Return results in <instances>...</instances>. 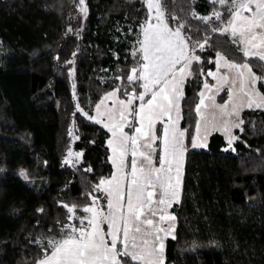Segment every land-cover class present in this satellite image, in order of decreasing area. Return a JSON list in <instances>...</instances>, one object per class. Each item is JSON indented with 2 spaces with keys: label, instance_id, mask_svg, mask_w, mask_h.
Masks as SVG:
<instances>
[{
  "label": "trees",
  "instance_id": "obj_1",
  "mask_svg": "<svg viewBox=\"0 0 264 264\" xmlns=\"http://www.w3.org/2000/svg\"><path fill=\"white\" fill-rule=\"evenodd\" d=\"M84 6L86 15L80 0H0V264H33L50 251L49 240L61 238L63 225L79 227L62 205H76L82 219L93 196L101 206L106 201L93 189L111 171L110 132L83 113L93 116L96 100L111 88L118 96L142 90L127 77L141 55L133 52L147 7L145 0H85ZM214 10L220 21L213 16L205 24L192 15ZM166 17L171 28L185 24L182 33L200 59L179 101L185 151L164 264H264V108L243 109L231 147L215 129L205 146L189 144L198 90L210 81L215 53L244 61L229 34L211 32L230 13L212 0H167ZM250 66L264 76V62L252 59ZM256 87L264 94V81ZM224 94L222 88L216 98ZM156 129L159 136L160 122ZM154 147L156 160L159 140Z\"/></svg>",
  "mask_w": 264,
  "mask_h": 264
},
{
  "label": "snow or ice",
  "instance_id": "obj_2",
  "mask_svg": "<svg viewBox=\"0 0 264 264\" xmlns=\"http://www.w3.org/2000/svg\"><path fill=\"white\" fill-rule=\"evenodd\" d=\"M149 9V16L141 25V37L138 40L140 47L133 55L140 53L137 67L131 69L128 82L139 83L143 91L136 94L127 93V100H120L119 107L113 101V107L104 108L107 99L116 96V92L107 93L101 102L96 105V116H88L77 104L88 119L102 123L108 129L112 138L108 146L113 153L109 157L114 171L110 178H102L93 189L94 192L103 191L107 198V211L98 207L99 198L92 197V205L83 208L88 216L75 217L76 205H62L68 211L69 220L80 219V226L65 224L61 227L60 239H51L47 242L50 253L46 252L37 264H164V237L173 233L175 217L167 213L172 202L179 200V188L182 173L184 131L178 127L180 119L179 101L183 97V82L191 76V66L199 57L190 54L186 38L182 33L184 23L170 28L166 22L167 0H145ZM214 4L226 6L230 19L222 27H212L211 32L229 34L232 43L241 46L244 62L236 63L227 59L220 52L216 53L217 70L227 68L229 72L223 75L209 72V76L217 79L216 91L225 84L235 86L239 83L236 94L233 88H228L229 99L222 105L215 103V96L205 97L200 93V102L196 105L197 132L204 122L207 139L208 128L211 124L201 109H207L205 99L212 101V107L219 109L223 130L229 133L228 144L231 147L237 137L230 135L231 128H239L243 120L232 122L230 117H240L247 108H264V94L256 87L258 81H264V76H257L250 66V61L256 59L264 62V0H212ZM85 0H80V11L87 14ZM153 10L155 14L153 15ZM245 12L250 13L245 15ZM192 15L205 24L210 23L213 16L221 20V12L215 11L212 16ZM156 23H152V20ZM173 20L176 17H172ZM208 40L198 46L203 49ZM223 61V63H221ZM71 63V61H69ZM259 66V65H258ZM234 74L229 76L230 72ZM264 71V68L261 69ZM142 81V83H140ZM205 89L211 91L207 82ZM242 94L239 102L234 95ZM150 96V99L146 97ZM75 99V84H73ZM246 98V99H244ZM139 100L138 108H133V102ZM231 104V110H229ZM175 112V117L173 116ZM134 116L139 122L135 134L129 135L124 131L125 126H133L128 117ZM105 118L101 120L100 118ZM162 135H157V122H164ZM215 119V117H214ZM215 130V124H211ZM71 135V131L69 133ZM160 142L158 155L159 167L155 166L153 154L157 149L153 146ZM141 141L145 143L141 144ZM193 138V147H203ZM141 148L147 149L142 151ZM131 153L130 171L126 159ZM69 155H73L71 152ZM80 157L81 153H75ZM65 164L72 161L65 159ZM91 171V169H87ZM27 179L26 174L20 173ZM158 197V199L156 198ZM42 211V210H41ZM159 213V219L156 217ZM87 220V224L84 221ZM168 222L167 227L162 224ZM107 225V232L101 227ZM161 233L164 235L161 236ZM173 238H175L173 236Z\"/></svg>",
  "mask_w": 264,
  "mask_h": 264
},
{
  "label": "rangeland",
  "instance_id": "obj_3",
  "mask_svg": "<svg viewBox=\"0 0 264 264\" xmlns=\"http://www.w3.org/2000/svg\"><path fill=\"white\" fill-rule=\"evenodd\" d=\"M145 4H146V7H147V16H146V19L144 20V22H143L142 24L145 23V21L147 20V18H148V16H149L148 5H147L146 2H145ZM154 14H155V10H153V15H154ZM151 22H152V23H156V21H155L154 19H153ZM142 24H141V25H142ZM140 33H141V26H140ZM141 39H142V38H141ZM216 53H217V52H216ZM216 53H215L214 58H213V59H214V65H213L212 68H209L207 71H208V73H209V72H213V73H218V75H223L224 73L229 72V70H228L227 68H223V67L220 68L219 71L217 70V64H216L217 56H216ZM191 54L194 55L193 53H191ZM221 54H222V53H221ZM222 55H223V54H222ZM226 58H227V57H226ZM227 59H228V58H227ZM229 60H230V59H229ZM231 61H233V60H231ZM234 62H236V63H243L244 61H234ZM221 63H223V61H221ZM233 74H234V70H233V72H230V73H229V76L231 77V75H233ZM206 82H207V84L209 85V87L212 89L211 91H208L207 89H205L204 85H205ZM206 82H203V83L201 84L199 90H198V96H197V100H196V103H195V108H196V105L200 102V99H201V97H200V93H201L202 91L205 93V97H208V96H215V103L218 104V105H222V104H224L226 101H228V99H229V94H228V88H229V87H232V88H233V92H234V94H236V93L238 92V89H239V83H238V82H237V84H236L235 86H233V85H231V84H225V85L222 87V88L225 89V94H224L220 99H217V98H216V94L218 93V92L216 91L217 79L214 78L213 76H210V81H206ZM222 88H221V89H222ZM221 89H220V90H221ZM113 91L116 92L115 88H111V89L105 91V92L102 94V96L99 98V101L96 103V105H97L98 103L101 102L102 98H104V97L106 96L107 93H111V92H113ZM141 91H143V89H142ZM141 91H139V92H141ZM139 92L136 93V94L139 95ZM116 93H117V92H116ZM150 98H151V97L148 96V97H146V100H147V99H150ZM241 98H242V94L234 95V99H235L236 102H239V101L241 100ZM244 99H246V98H244ZM114 100L117 102V103H116V106H117V108H118V107H119V103H118V102H119L120 100H125V101H126V100H127V96H118V94H117L115 97L110 98V99H107V100L105 101V103H104V105H103L102 108H104V107H105V108H111V107H113V101H114ZM146 100H145V102H146ZM140 103H141V102H140L139 100H137V103H133V107H134V105H135V108H138ZM205 103L208 105V107H207V109H201V111L205 113V115H206L208 121H210L211 124H215V125H216V128L219 129L218 131H220V132L223 134V137L228 141L229 133H226V132L223 130V124H222V121H221V119H220V117H221V113H220L219 109L213 108V107H212V101L209 100V99H205ZM96 105H95V112H96ZM103 110H104V109H103ZM229 110H231V104H229ZM173 116L175 117V112H173ZM214 117H215V119H214ZM100 119L102 120V117H101ZM104 119H105V118H104ZM128 119H129V121L131 122V121L133 120V116H129ZM199 119H200V117L197 116V119H196V125H195V128H194V132H193V134H192V137H191V140H190V143H189L191 146H193V138H194V137L196 138V142H197L198 144L203 143L204 145H206V140L204 139V137H205V135H206V132H205L204 122H203V121H201V128H200L199 133L197 132V120H199ZM229 119H230L232 122H239V118H237V117H235V116L230 117ZM164 123H167V117L164 118V122H163V123L160 122V125H162V127H163V126H164ZM131 124H132V123H131ZM211 124H210V126H209V128H208V133H209L211 130H213V128L211 127ZM178 125H179V124H178ZM139 126H140V125H139V122H138L137 119H136V125H135V128H136V127H139ZM178 127L180 128V126H178ZM180 130H181V128H180ZM181 131H182V130H181ZM162 133H163V131H162ZM208 133H207V134H208ZM132 134L134 135V134H135V131H132ZM110 135H112L111 132H110ZM230 135L233 136V128H231ZM143 142L145 143V141H143ZM183 146H184V142H183ZM159 149H160V142H159ZM141 150H142V151H147V149H144V148H141ZM112 155H113V153L110 151V156H112ZM158 155H159V150H158ZM158 155H157V161H156V162L154 161V164H155V166H157V167H159V163H158ZM128 157H129V156H128ZM182 164H183V162H182ZM128 170L130 171V163H129ZM113 171H114V167H113V164H112V170H111V172L109 173V175H108V176H105V177H101V178H99V180H98V182H97L96 185H98V184L100 183V180H101L102 178H110V177H111V174L113 173ZM102 192H103V191H102ZM103 193H104V192H103ZM104 195H105V197H106V194H105V193H104ZM156 198L158 199V197H156ZM92 202H93V201H92ZM92 202L89 203V204H87L86 206H91V205H92ZM98 207L101 208V209H103V210L106 212V211H107V198H106L105 204H104L103 206H101V205L98 203ZM167 213L173 216V213L169 210V207L167 208ZM88 215H89V214H88ZM156 219H157V220L159 219V213H158ZM162 226H163V227H167V226H168V222H164V223L162 224ZM101 227L103 228V230H104L105 232H107L108 229H107V225H106V224H102ZM163 235H164V234L161 233V236H163ZM164 239H165V237H164ZM163 243H164V240H163ZM49 253H50V251H49ZM42 258H43V256L40 257L39 259H37L34 263L37 264V262H38L39 260H41Z\"/></svg>",
  "mask_w": 264,
  "mask_h": 264
},
{
  "label": "crops",
  "instance_id": "obj_4",
  "mask_svg": "<svg viewBox=\"0 0 264 264\" xmlns=\"http://www.w3.org/2000/svg\"><path fill=\"white\" fill-rule=\"evenodd\" d=\"M250 13H248V12H245V15H249ZM231 17H229V19H230ZM229 21V20H228ZM170 27V26H169ZM171 28V27H170ZM173 29H175V28H173ZM142 37H141V33H140V37H139V39H141ZM190 54H191V52H190ZM142 82V81H141ZM107 91V90H106ZM104 93V92H103ZM102 93V94H103ZM102 94L99 96V98L102 96ZM116 95H117V93H116ZM99 98L96 100V102H95V104H94V106H93V111H92V114H93V116H96V112H95V105H96V103L99 101ZM146 100V99H145ZM103 107V106H102ZM105 108V107H104ZM104 108H101V111H103V109ZM197 119V118H196ZM102 120H104V118L102 117ZM131 123H132V125L133 126H125L124 127V131L126 132V133H128L129 135H133L132 134V131H135V125H136V118L133 116V120L131 121ZM195 125H196V122H195ZM179 126V125H178ZM162 131H163V127H162V125H160V134H159V136L160 135H162ZM110 138H112V135H108L107 136V138H106V142H108V140L110 139ZM144 142L143 141H141V144H143ZM108 144V143H107ZM154 146V145H153ZM108 149H109V157H110V151H111V149L109 148V146H108ZM154 158V157H153ZM130 161H131V153H129V157H127V159H126V164L128 165V167H129V163H130ZM154 161L156 162L157 161V159L155 160V158H154ZM110 162H111V160H110ZM111 170H112V162H111ZM111 172V171H110ZM33 264H36V263H33Z\"/></svg>",
  "mask_w": 264,
  "mask_h": 264
}]
</instances>
